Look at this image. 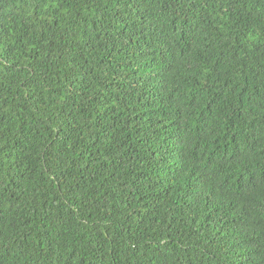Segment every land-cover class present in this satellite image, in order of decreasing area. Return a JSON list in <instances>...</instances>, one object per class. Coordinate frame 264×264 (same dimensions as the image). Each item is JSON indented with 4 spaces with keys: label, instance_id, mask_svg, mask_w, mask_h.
<instances>
[{
    "label": "trees",
    "instance_id": "1",
    "mask_svg": "<svg viewBox=\"0 0 264 264\" xmlns=\"http://www.w3.org/2000/svg\"><path fill=\"white\" fill-rule=\"evenodd\" d=\"M0 264H264V0H0Z\"/></svg>",
    "mask_w": 264,
    "mask_h": 264
}]
</instances>
